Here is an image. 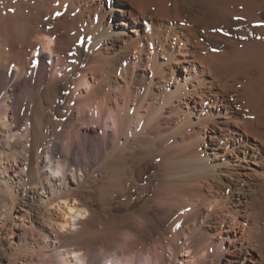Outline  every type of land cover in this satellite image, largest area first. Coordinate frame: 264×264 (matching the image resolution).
Masks as SVG:
<instances>
[{"label": "bare ground", "instance_id": "obj_1", "mask_svg": "<svg viewBox=\"0 0 264 264\" xmlns=\"http://www.w3.org/2000/svg\"><path fill=\"white\" fill-rule=\"evenodd\" d=\"M263 5L0 0V119L16 137L0 157L25 137L49 192L29 227L46 244L69 238L55 263L115 250L127 264H264V171L251 166L264 167ZM64 79L77 94L55 107ZM45 144L60 185L38 174Z\"/></svg>", "mask_w": 264, "mask_h": 264}, {"label": "rangeland", "instance_id": "obj_2", "mask_svg": "<svg viewBox=\"0 0 264 264\" xmlns=\"http://www.w3.org/2000/svg\"><path fill=\"white\" fill-rule=\"evenodd\" d=\"M260 14L264 15V9H262V12ZM238 29L239 27L237 28V26L231 27V29L227 31L229 34L228 36L235 37V33ZM64 80L58 82V95L55 107L57 105H59L60 107L63 105H69L68 103H70L71 97L77 94V91L72 94L73 86L66 83L67 79L65 81ZM59 84L61 86H59ZM11 99V97H6L5 103H11ZM77 109V107L72 106L69 112L76 115L78 111ZM89 111H91V109ZM89 111L88 113H90ZM65 117L56 115V121H64ZM0 122V146L2 147V145H4L3 147H6L5 149H7V147L9 146H5L4 143L14 144V142H16V137H11V133L7 132V126L11 125L10 118L2 117L0 119ZM88 123L89 121L87 119V122H84L82 125ZM6 132L8 133V135ZM19 139L20 143H16V145L12 147V151L14 152V154H12L13 152L8 148V150H4L3 155H1L0 157V264H21L20 261L22 262L23 255L25 254L31 255L32 261L36 263L40 262L41 264H57L55 263L56 259L54 255L55 247L58 244L69 241V238L66 235L61 236L57 240H50L51 243H47L49 245L47 246L46 243H43L44 237L39 232L32 231L30 229L29 226L31 224L38 225L37 223L39 222V219L36 218V203L40 199L44 200L49 195L48 190L39 189L41 187L39 184L42 183L46 185L48 184V181L44 177H42L41 181L37 183L35 178L30 175L31 166L33 169L35 163L32 162L30 165V161H28L29 154L26 151V149L28 148V144L26 143V141H24L25 137L20 136ZM249 142L253 141L250 140ZM48 147L49 145L45 144L43 150L40 152L37 171L38 174L42 176H45L47 174L51 182H54L56 185H60L61 182L56 180L59 177L53 174V172H51L49 167L46 165V162L48 161V159H50V153L47 150ZM251 166L254 167L256 171H264V167H262L261 165ZM19 170L22 171L19 172ZM81 176L82 172L79 174V172L75 171L73 173V170L68 171L65 177V180L68 183L67 185L72 188L71 186H75ZM3 186L6 187V190H3ZM257 198L258 200L255 202V205L259 213H256V221L260 222V219L264 218V187L262 188L261 193H257ZM263 221L264 219L262 220V223ZM54 228L52 229L55 230ZM120 231H123V229H121ZM16 234H21V240L24 247H20L17 245ZM259 235L260 234L258 232V236ZM23 249L25 252L23 251ZM114 251L115 250H110L100 255V264H105L106 262L113 264H127L128 257L126 255L116 256ZM71 258L73 260H76V256L73 254H71ZM177 260L181 262H184L186 260L184 252H179ZM146 262V256H143L140 264H146Z\"/></svg>", "mask_w": 264, "mask_h": 264}]
</instances>
